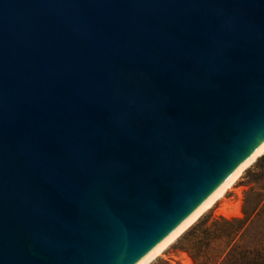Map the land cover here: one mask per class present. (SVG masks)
<instances>
[{
    "label": "water",
    "instance_id": "95a60500",
    "mask_svg": "<svg viewBox=\"0 0 264 264\" xmlns=\"http://www.w3.org/2000/svg\"><path fill=\"white\" fill-rule=\"evenodd\" d=\"M263 143L264 0H0V264H130Z\"/></svg>",
    "mask_w": 264,
    "mask_h": 264
},
{
    "label": "trees",
    "instance_id": "16d2710c",
    "mask_svg": "<svg viewBox=\"0 0 264 264\" xmlns=\"http://www.w3.org/2000/svg\"><path fill=\"white\" fill-rule=\"evenodd\" d=\"M242 214L200 218L180 236L179 247L193 264H264V174L244 191Z\"/></svg>",
    "mask_w": 264,
    "mask_h": 264
},
{
    "label": "bare ground",
    "instance_id": "6f19581e",
    "mask_svg": "<svg viewBox=\"0 0 264 264\" xmlns=\"http://www.w3.org/2000/svg\"><path fill=\"white\" fill-rule=\"evenodd\" d=\"M264 153V143L254 152L244 159L219 183H217L202 199H200L186 214H184L171 228H169L160 238H158L150 247L140 254L130 264H148L157 256L164 253L176 238L181 235L200 215L211 208L220 198H223L227 191L232 188L243 171L250 166L255 159ZM221 213L226 216L239 214V204L236 206L235 213L227 210L225 206L221 208Z\"/></svg>",
    "mask_w": 264,
    "mask_h": 264
},
{
    "label": "rangeland",
    "instance_id": "374dc122",
    "mask_svg": "<svg viewBox=\"0 0 264 264\" xmlns=\"http://www.w3.org/2000/svg\"><path fill=\"white\" fill-rule=\"evenodd\" d=\"M261 156H264V153L258 156L255 159V161L243 171V173L240 175L238 180L234 183L232 188H230L227 191V193L225 194L223 198H220L211 208H209L206 212L200 215L191 225H189V227L192 226L195 222H197L200 218L206 217V216H209V217H219V216L240 217L242 216L243 215L242 214V201H243L244 191L253 184V181L255 180L256 175H258L259 173L260 175L264 174V171H263L264 160L259 161ZM257 162L260 165L259 169L254 168V165ZM238 204H239V214H231L229 216H226L220 211L221 208L225 206L227 210H230L235 213L236 206ZM181 235H179L176 238V240H174V242H172V244L168 246V248L164 251L163 254L157 256L155 259H153L148 264H193V259L190 256V254L187 251L182 250L179 247L178 239L180 238Z\"/></svg>",
    "mask_w": 264,
    "mask_h": 264
}]
</instances>
